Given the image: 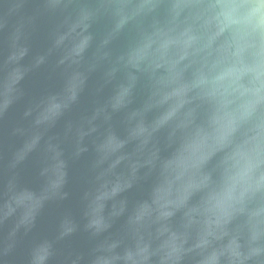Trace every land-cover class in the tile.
Returning <instances> with one entry per match:
<instances>
[{"label": "water", "instance_id": "95a60500", "mask_svg": "<svg viewBox=\"0 0 264 264\" xmlns=\"http://www.w3.org/2000/svg\"><path fill=\"white\" fill-rule=\"evenodd\" d=\"M0 264H264V0H0Z\"/></svg>", "mask_w": 264, "mask_h": 264}]
</instances>
